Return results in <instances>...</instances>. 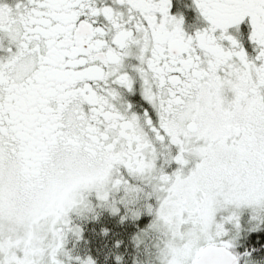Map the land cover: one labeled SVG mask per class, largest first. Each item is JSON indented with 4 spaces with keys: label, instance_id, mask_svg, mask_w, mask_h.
Wrapping results in <instances>:
<instances>
[{
    "label": "snow or ice",
    "instance_id": "6c2138e0",
    "mask_svg": "<svg viewBox=\"0 0 264 264\" xmlns=\"http://www.w3.org/2000/svg\"><path fill=\"white\" fill-rule=\"evenodd\" d=\"M0 264H264V0H0Z\"/></svg>",
    "mask_w": 264,
    "mask_h": 264
}]
</instances>
